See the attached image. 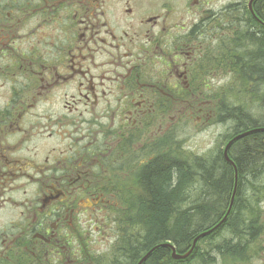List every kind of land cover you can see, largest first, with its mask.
Masks as SVG:
<instances>
[{
	"label": "flooded vegetation",
	"instance_id": "af4514ba",
	"mask_svg": "<svg viewBox=\"0 0 264 264\" xmlns=\"http://www.w3.org/2000/svg\"><path fill=\"white\" fill-rule=\"evenodd\" d=\"M208 4L0 0V264H85V228L113 250L124 238L139 246L140 228L126 222L139 216L147 175L182 164L186 124H215L216 72L237 62L227 20ZM245 132H226L232 161ZM262 208L250 226L256 264Z\"/></svg>",
	"mask_w": 264,
	"mask_h": 264
},
{
	"label": "trees",
	"instance_id": "16d2710c",
	"mask_svg": "<svg viewBox=\"0 0 264 264\" xmlns=\"http://www.w3.org/2000/svg\"><path fill=\"white\" fill-rule=\"evenodd\" d=\"M253 12L260 22L253 18L248 9L241 17L238 16L246 18L244 33L249 43L245 46L240 36L236 38L237 46L231 52V57H235L237 62L231 68L243 84L252 87L251 91L247 90L251 94L247 97H255L257 91L253 88L261 84L258 102L264 110V0H259ZM217 108L218 122L224 123L225 115L230 116L234 123L230 127L233 135L264 128V120L253 117L242 106L222 102ZM226 137L222 140V148L214 153L198 156L183 150L186 157H182V164L164 170L151 169L146 177L147 197L142 200L139 216H135L134 221L126 222L140 228L136 236L138 241L134 243H140L139 246L132 249L127 238H124L109 255L88 253L85 264H137L143 252L147 254L153 249L146 264H158L156 260L162 258L165 259L163 264H176L170 248L163 245L170 244L176 253L185 254L198 235L222 219L233 192L235 172L237 187L228 216L230 220L227 224L223 223L227 225L226 228L223 226L215 230L221 229L213 238L217 240L216 243L212 240L209 243V251L199 252L197 243L190 258L195 256L201 263L216 264L217 260L226 256L238 262L246 256L248 259L254 257L251 244L256 228L250 226H254L259 218L260 204L264 202V132L247 135L233 143L230 157L235 170L223 157ZM215 231L199 242L212 238Z\"/></svg>",
	"mask_w": 264,
	"mask_h": 264
},
{
	"label": "rangeland",
	"instance_id": "374dc122",
	"mask_svg": "<svg viewBox=\"0 0 264 264\" xmlns=\"http://www.w3.org/2000/svg\"><path fill=\"white\" fill-rule=\"evenodd\" d=\"M209 0V7L208 10H213L215 12H221L219 13L222 17H224L227 22L225 26H229L230 28V50L233 52L234 47L237 46L236 38L240 36L244 42V45L247 46V42L245 40L246 34L244 33L245 30V23L246 18L243 16L242 18H239L241 14H244L245 10L247 9V3L249 0H228L231 2H241L245 7L243 6H230L226 7L228 4L227 0ZM226 7V8H225ZM233 9V10H232ZM231 14V15H230ZM241 17V16H240ZM233 24V25H232ZM217 25V22L215 21V26ZM236 25H239L236 26ZM238 32L240 34L236 35ZM217 55L215 54V57ZM216 72V71H215ZM233 73H236L232 70L229 73H219L216 72L217 78H215L214 81V94L217 96V98L221 99V102H225L226 104L236 105V106H242L244 110L248 111L249 114H251L253 117L264 120V110L261 107V104L258 102V97H260V91L258 92L259 87L261 84L257 85V87L253 88V90H256V96L255 97H247V95H251L247 93L248 91L252 90L251 86H248L246 84H243V82L238 78L234 77ZM231 74V75H230ZM219 76V77H218ZM234 123L230 120L229 124L220 123L218 120L215 122V124L212 127H207V129L203 132V130L200 131L198 129L197 131H193L191 129V126L189 124H186V127H184L183 135H182V141H183V150L192 153L193 155H205L207 153H214L219 148H222V140L226 136L227 130L232 127ZM183 157H186L185 154H182ZM264 207V204H263ZM226 228V227H223ZM104 230H108V228H103ZM85 245L88 248L89 252L94 254L95 256H106L111 253V247H112V239L109 237H106L105 233L97 232L96 230H93V228H85ZM225 235V234H223ZM215 241V239L210 238L206 240H202L198 243L197 248L199 249V252L202 251H209V243ZM195 250V254H196ZM181 254V253H177ZM194 254V255H195ZM223 258H227L225 262H223ZM221 261L217 262L216 264H256V262L248 259V257H244L239 262L236 259H231L229 256L223 257ZM205 264L198 261L197 258L191 257L185 262H176V264ZM208 264V263H206Z\"/></svg>",
	"mask_w": 264,
	"mask_h": 264
},
{
	"label": "water",
	"instance_id": "95a60500",
	"mask_svg": "<svg viewBox=\"0 0 264 264\" xmlns=\"http://www.w3.org/2000/svg\"><path fill=\"white\" fill-rule=\"evenodd\" d=\"M253 1H254V0H250V2H249V9H250V11H251V4H252ZM260 131H264V129H263V130H260ZM250 133H252V132H246V133H243V134H241L240 136H237L234 140H237V139H240V138H242V137H245V136H247V135L250 134ZM234 140H233V141H234ZM231 143H232V142H231ZM231 143H230V144H231ZM230 144H228V145L226 146V148H225L224 151H223V154H224V159H225L228 163H230L232 166H234L233 162L229 159V157H228V155H227V150H228ZM234 170H235V169H234ZM236 177H237V175H236V172H235V184H234V190H233V193H232V198H231V201H230V205H229V208H228V212H227V214L229 213V211H230V209H231V206H232V203H233V199H234V195H235ZM225 219H226V216H225V217L221 220V222L218 223L214 228H212V229H210V230H208V231H205V232L201 233L200 235H198V236L194 239V241H193V243H192V248H191V249L189 250V252L186 253L185 255H177V254L175 253V251H174V248H173L171 245L166 244V245H163V246H164V247H169V248L172 250V258H173V259H175V260H184V259H186V258L189 257V255H190L191 252L193 251V249H194V247H195L197 241H198L199 239H201V238L207 236L208 234L212 233L215 229H217V227H219V226L225 221ZM153 250H154V249H153ZM153 250H151L150 252H148V253L143 257V259L141 260V262H140L139 264H141L142 262H144V261L146 260V258L149 257V255L152 253Z\"/></svg>",
	"mask_w": 264,
	"mask_h": 264
}]
</instances>
